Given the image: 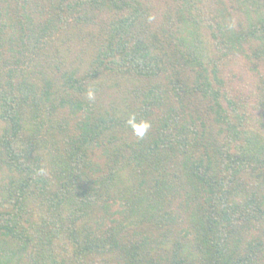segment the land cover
<instances>
[{"label":"trees","instance_id":"1","mask_svg":"<svg viewBox=\"0 0 264 264\" xmlns=\"http://www.w3.org/2000/svg\"><path fill=\"white\" fill-rule=\"evenodd\" d=\"M0 264H264V0H0Z\"/></svg>","mask_w":264,"mask_h":264},{"label":"clouds","instance_id":"2","mask_svg":"<svg viewBox=\"0 0 264 264\" xmlns=\"http://www.w3.org/2000/svg\"><path fill=\"white\" fill-rule=\"evenodd\" d=\"M89 97L91 98V93H89ZM127 123L132 128L134 134L140 138L145 135V133L150 127V124L147 121L142 120L137 122L134 117L130 118Z\"/></svg>","mask_w":264,"mask_h":264}]
</instances>
